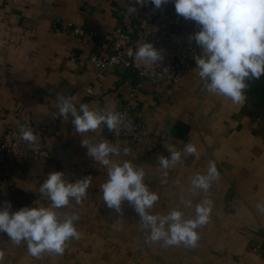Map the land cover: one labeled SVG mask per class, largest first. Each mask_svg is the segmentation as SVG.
Instances as JSON below:
<instances>
[{
  "label": "crops",
  "instance_id": "0c3cea01",
  "mask_svg": "<svg viewBox=\"0 0 264 264\" xmlns=\"http://www.w3.org/2000/svg\"><path fill=\"white\" fill-rule=\"evenodd\" d=\"M133 0H0V133L21 124L37 122L57 109V94L74 96L81 103L101 109L115 104L118 111L133 86L142 81L138 107L150 131L144 140L112 139L105 126L83 136L75 133L71 117L42 143L48 160H34L28 151L0 168V206L12 210L47 206L39 194L40 183L54 171L74 181L92 176L87 196L59 209L78 214L80 239L70 240L62 255H29L27 245H14L0 233V264H264V110L246 97L244 104L208 93L190 64L180 83L141 79L133 68H111L92 79L89 56L111 51V33L117 27L134 34L144 7L128 15ZM163 10L176 13L173 3ZM84 29L83 35L73 28ZM91 85L92 93L84 90ZM103 139L121 149L119 160H130L144 169L145 183L159 200L151 214L166 215L179 207L185 218L194 216L196 204L208 199V222L197 229L195 247L162 246L147 239L148 232L127 201L123 220L103 202L100 189L107 170L87 155L81 139ZM193 143L198 157L182 154V162L161 169L158 156L167 149L182 150ZM130 148L127 156L123 148ZM215 162L219 177L208 191L191 188L196 174H206ZM190 202L184 207L180 197Z\"/></svg>",
  "mask_w": 264,
  "mask_h": 264
},
{
  "label": "clouds",
  "instance_id": "9594fccd",
  "mask_svg": "<svg viewBox=\"0 0 264 264\" xmlns=\"http://www.w3.org/2000/svg\"><path fill=\"white\" fill-rule=\"evenodd\" d=\"M149 2L157 10L171 2L178 16L195 22L199 31L190 34L189 41H194L200 48V54L193 59L204 89L229 99L233 104H244L248 82L264 75V0H133L127 14L138 13L135 5L141 8ZM135 59L150 69L158 65L164 56L153 44L143 41L135 52ZM75 100L74 96L59 93L55 104L63 119L71 117V124L79 136L96 132L102 125L116 135L126 128V114L117 111L115 104L104 109L85 103L77 107ZM19 132L23 141L36 142L37 136L30 124H21ZM81 146L87 148L90 158L107 170V180L100 185V189L104 204L120 217L116 219L117 224L123 220L122 204L127 201L139 215V222L147 230V239L151 242L161 243L162 246L197 245V229L208 222L212 211L210 200L204 199L196 204L191 218H185L179 207L166 215L151 214L150 210L159 196L144 182L146 173L143 168L130 160H119L121 149L107 139L94 143L84 138L81 139ZM122 151L127 156L131 150L124 147ZM167 151L169 156L159 155L157 160L164 170L182 162V154L199 155L197 147L191 142L185 144L182 150L171 146ZM218 177L216 164L210 161L206 174L192 177L191 188L206 192ZM92 181L90 175L69 181L61 171L49 173L40 183L38 191L50 203L13 211L11 203L5 201L0 206V233L6 234L16 246L26 244L29 255L37 259L45 253L62 255L70 240L80 239L75 223L80 217L73 213L61 218L58 210L67 207L71 201L80 204L87 196ZM180 202L184 207H191V203L185 202L182 196ZM256 208L264 213V203H257ZM2 260L3 254L0 253Z\"/></svg>",
  "mask_w": 264,
  "mask_h": 264
},
{
  "label": "built area",
  "instance_id": "2783aa9c",
  "mask_svg": "<svg viewBox=\"0 0 264 264\" xmlns=\"http://www.w3.org/2000/svg\"><path fill=\"white\" fill-rule=\"evenodd\" d=\"M73 31L81 35L85 33L84 29L79 27L73 28ZM196 31H199V28L194 21L185 20L176 13L162 8L157 10L149 2L144 6L134 34L117 27L111 33V51L105 54L92 53L89 56L91 78L99 79L111 68H133L141 79L180 83L187 67L195 64L193 57L200 54V48L195 42L189 41V35ZM143 41L153 44L154 48L162 51L164 56L158 65L150 69L135 59V52ZM142 88V81L133 86L129 97L118 110L126 114V128L116 135L105 127L106 133L112 139L141 141L150 136L146 122L138 116ZM84 90L87 93L93 92L91 85H86ZM62 119L58 109H54L43 120L29 122L37 136L35 143L23 141L19 128H10L0 133V168H6L12 160L25 151H28L34 160L50 159L52 155L42 143V138L51 136Z\"/></svg>",
  "mask_w": 264,
  "mask_h": 264
},
{
  "label": "trees",
  "instance_id": "16d2710c",
  "mask_svg": "<svg viewBox=\"0 0 264 264\" xmlns=\"http://www.w3.org/2000/svg\"><path fill=\"white\" fill-rule=\"evenodd\" d=\"M248 83L249 87L246 90V97L257 107L264 110V75L260 79L252 80Z\"/></svg>",
  "mask_w": 264,
  "mask_h": 264
}]
</instances>
